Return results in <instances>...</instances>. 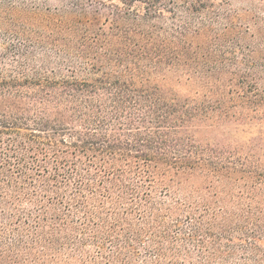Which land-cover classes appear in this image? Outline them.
<instances>
[{"label": "trees", "instance_id": "1", "mask_svg": "<svg viewBox=\"0 0 264 264\" xmlns=\"http://www.w3.org/2000/svg\"><path fill=\"white\" fill-rule=\"evenodd\" d=\"M107 1L0 51V264H264V8Z\"/></svg>", "mask_w": 264, "mask_h": 264}, {"label": "rangeland", "instance_id": "2", "mask_svg": "<svg viewBox=\"0 0 264 264\" xmlns=\"http://www.w3.org/2000/svg\"><path fill=\"white\" fill-rule=\"evenodd\" d=\"M8 1L13 5L23 4L25 7L28 5L30 9L24 13L18 12L16 9L11 8ZM61 0H40L38 2L28 3L24 0H0V51L2 48L10 43H15V39L19 42H25L29 37L31 38V30L40 27L44 21L50 18L62 19L63 21H75L81 28L94 30L104 23L107 17V11L110 10V1L107 0H88L85 6L80 8H73L69 6H62ZM235 5H247L248 3H255V5L264 8V0H229ZM7 3V4H5ZM35 5V6H33ZM105 5V6H103ZM14 27L13 30H11ZM24 28V29H22ZM9 29V32L5 31ZM25 31V36L22 32ZM11 30V32H10ZM17 33L18 37H14ZM13 34V35H11ZM198 136H202V131ZM243 144V140L241 141ZM254 144V143H253Z\"/></svg>", "mask_w": 264, "mask_h": 264}]
</instances>
